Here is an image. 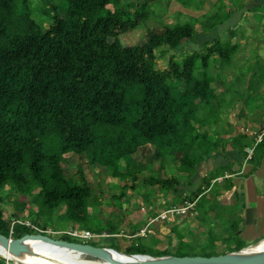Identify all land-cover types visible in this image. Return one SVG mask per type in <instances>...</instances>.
<instances>
[{
    "label": "trees",
    "instance_id": "trees-1",
    "mask_svg": "<svg viewBox=\"0 0 264 264\" xmlns=\"http://www.w3.org/2000/svg\"><path fill=\"white\" fill-rule=\"evenodd\" d=\"M176 1L196 11L203 5V0ZM39 2L34 7L32 0H0L1 235L17 239L34 234L40 215L47 219L48 214L62 209L60 217L72 229L112 234L90 216L94 194L81 165L78 181L69 168L64 170L66 154L85 158L89 166L103 168L113 178H130V186H122L117 200L128 187L134 189L138 176L143 175L145 188L157 187L165 194L173 191L176 202L188 192L184 201L195 202L200 221L214 213L210 205L217 203L219 193L211 181L219 176H203L201 165L225 156L228 146L240 160L246 159L247 149L252 150V161L264 153V127L258 142L243 130L235 134L205 130L208 120L216 121L214 111L232 104L227 92L236 90V84L244 90L258 86L251 80L221 82L213 75L219 67L231 64L242 42L234 40L230 29L225 31L226 37H219L216 28L224 24L219 20L220 9L201 21L202 32L191 23L164 25L162 32L150 31L143 45L123 46L121 35L154 16L149 0ZM36 10L42 16L39 19ZM59 10H64L63 17ZM227 16L226 21L230 13ZM199 35L211 38L195 46ZM188 43L194 47L186 48ZM184 49L190 52L181 59ZM157 58H166L164 68L157 67ZM216 80L228 84L219 94L211 87ZM235 92L243 97L240 90ZM144 146L151 147L149 156H136ZM150 164L159 166L156 177L148 173ZM180 178L186 183H180ZM210 195H214L212 201ZM146 196H142L143 202ZM5 202L12 203L15 211L11 222L3 217ZM25 212L29 225L24 223ZM175 233L174 226L169 245ZM205 239L215 250L217 240L211 231ZM228 248V253L244 249L238 245ZM122 253L150 255L133 244ZM169 255L165 249L157 250L155 256ZM0 264L12 262L0 256Z\"/></svg>",
    "mask_w": 264,
    "mask_h": 264
},
{
    "label": "rangeland",
    "instance_id": "rangeland-1",
    "mask_svg": "<svg viewBox=\"0 0 264 264\" xmlns=\"http://www.w3.org/2000/svg\"><path fill=\"white\" fill-rule=\"evenodd\" d=\"M154 1L155 0H149V11L153 10L152 13L154 16L149 15L146 20L139 22L137 28H135L128 34L121 35L119 38L123 46H128L130 44L138 46L143 45L146 42L150 31L162 32L164 25H183L185 23H191L194 25V28L197 32H201V21L211 16L215 9H220V13H218L220 21H223L225 23L226 18L228 17V13L223 10L225 4L228 3L227 1L214 4L209 11L197 14V16H195L193 13L198 11L194 9H187L186 7H183V4L181 2H178L176 0H171L168 5H166L167 0L162 3H154ZM205 1L206 0H203V4L205 3ZM32 2L34 7L40 6L39 0H32ZM234 6L239 8L238 4H234ZM108 8L110 10H113L114 6L109 5ZM128 10L131 12L133 11L130 7L128 8ZM180 10L182 12L177 13V11ZM183 11L187 13H183ZM59 15L63 17L64 10H59ZM40 17H42L40 16V11L36 10L35 18L39 19ZM255 20L258 21L257 18H255ZM245 23L246 17L242 19L240 24L233 31L235 35L234 40L238 41V43L241 42V40L242 42L238 48L236 55H234L233 59L231 60V64L219 67L218 72H214L213 75L216 79L221 80V82H224L225 80L229 81L230 79L236 81L235 83H237L239 80H245V82L251 80L252 84L256 85L258 83V86L252 88L251 90H244L242 86L240 87L238 86V84H236V90L241 91L243 95L242 98H239V96L235 92L236 90L234 89L227 92V100L232 102V104L228 107H223L224 109H218L217 111L213 112V116L216 117L215 122H213V120L207 121L210 122L209 124L211 126L207 125L205 127V130L209 128L208 130L213 131L212 134H217L218 132L224 131H229L231 132V134H235L236 132L243 130L249 136H256L254 132L256 131L257 134L260 132L257 131V128L260 126H264V22L260 26L254 28H248ZM226 28L227 25L224 24L216 29L218 32L219 29L221 31ZM225 33L226 32L221 31L219 33V37H226L227 35H225ZM204 35L206 34L204 33ZM204 35L197 36V43L195 46H199L202 42H204V40L211 38H207ZM192 47H194L193 44L188 43L186 45V48ZM189 52V50L184 49L182 54H180V58L182 59L186 57ZM165 64L166 58H157L156 65L158 68H164ZM261 77H263L262 82L259 81ZM219 80H216L215 83L211 84V87L215 90L216 94H219L221 90L224 89V86H228L227 83L223 86L219 82ZM261 129L262 128H260V130ZM249 132L253 133L248 134ZM228 138L229 137H224V141H228ZM215 141L218 142L217 138L215 139ZM230 147L231 146H228L226 149L230 151ZM151 151L152 149L150 146H144L139 149L138 155L136 156L148 157ZM64 157L66 158V163L68 165L64 164L63 168L64 170L69 168V172L75 181L79 180V176L77 174L78 165L82 166L85 178L94 194L92 205L88 209V212L91 217L93 216L95 218L93 219V221L95 223H98L101 229H103L104 231L109 230L112 232V234H110V237H108L107 232H103L102 237H94L87 240L76 239L70 236L58 234L59 232H64L72 229L71 224L66 223L60 217V214L63 213L64 209H62L59 213L53 212L48 214L47 219L41 218L40 215L37 218V226H32L34 234H45L56 240L62 239L84 244H94L95 247H113L119 252H124L125 248L123 247V245L116 244L117 241L120 240L122 242H131V244H133L134 246H141L142 251L150 255H157V246L154 245L156 240L154 239L153 235H150L148 233L144 237H136V239L134 240H130L127 237V234L130 232V230H137L140 226L139 222L143 219V217H146L145 212L141 210V208L143 207L142 196L147 195V200L144 202L145 205L147 203L153 207L154 204L158 201L156 188H145L142 184L144 176L139 175L138 180L135 183V188L132 189L128 187V189L125 191L124 196H122L120 200H117V196L122 191V186H124V184H128V186H130V178H113L109 171L103 168L91 167V165L89 166L87 164L85 158L79 159V157L73 154H66ZM157 168V165H148V173L156 177ZM170 173L172 172L170 171ZM224 173L225 172H223V168L219 167L218 169L210 170L209 174H207L206 176L209 178L219 176L214 181H211L212 184L214 183L213 188L216 192H218V190L222 189V186H224L220 182H217L219 181L218 179H222V177L225 175ZM181 177L186 178L183 174L181 175ZM182 178H180V183H186V180ZM195 179L196 178H194V180ZM196 181L197 179L195 180V182ZM215 182L217 183L215 184ZM225 183L226 182H224V184ZM158 192L161 193L162 191L158 190ZM184 193L185 194H183L177 202L174 201L172 204L170 203V205L179 206V203L183 202L184 200H188V197L190 195L188 194V192ZM161 194L167 195V193L165 194V192H162ZM112 195H115L116 197H111ZM172 196L173 194H171L170 197H167V199L172 198ZM20 199L24 200V198L22 197ZM218 202L219 201L210 205V207L213 206L212 208L214 213H217L219 215L218 221L220 222V224L217 226V229H215L216 224L214 225L213 229L212 224H200L197 220H195V218L187 217L182 224L176 225L178 233H175L171 238V245H169L170 239L164 240L162 241L160 249H166L167 253L170 254V256L176 257H204L219 254L214 250V248L210 247V242L205 239V230L213 229V233L215 232V235L213 237L225 238V235H233L235 224L238 225L239 219L234 216L233 209L226 208L223 206V204ZM32 208L35 211L37 210L36 205H33ZM3 211L4 219L11 222V215L15 212L12 203L5 202L3 205ZM134 212L141 215H139V219H137L138 221L140 220L139 222L135 220L136 215L134 216ZM147 212L148 214L150 213V210L148 208ZM230 215L232 216L231 219L228 218V216ZM29 218L30 217L28 213L25 212L24 223H31ZM43 228H45L46 230H42ZM185 237L187 238V240H184ZM235 237L236 236H234V239L236 240H227V242H231L233 244L232 247L238 245L245 248V246L248 245L246 244L247 241L245 240V238L237 237V239ZM181 238L185 243L181 242ZM255 243L257 242H254V244ZM230 249L231 248H226L220 253L227 254ZM78 257L82 259L84 258L80 255H78ZM11 262L12 264H15L13 261Z\"/></svg>",
    "mask_w": 264,
    "mask_h": 264
},
{
    "label": "crops",
    "instance_id": "crops-1",
    "mask_svg": "<svg viewBox=\"0 0 264 264\" xmlns=\"http://www.w3.org/2000/svg\"><path fill=\"white\" fill-rule=\"evenodd\" d=\"M224 1H227L228 3L225 4L223 10L227 13H230L231 16L229 20L224 23L227 25V28L221 30L222 32H225L229 29L234 31V29L237 28L244 17H246L245 25L248 28L260 26L264 22V0H206L205 3L201 6L200 10L193 14L197 16V14L209 11L214 4ZM234 4H238L239 8L234 6ZM255 18H257L258 21H256ZM263 127H258L257 131H260V128ZM252 133L253 132H249L248 134ZM261 133L263 134L264 130L261 131ZM254 134H256V142L260 141V132L257 134L255 131ZM225 156H227L228 159ZM225 156L220 155L214 159L209 160L208 162L205 161V163H203L200 167L203 176H207V174H209L210 170L212 169L215 170L219 167H226L225 169H223L225 175L222 177V179H218L219 181H217L224 185L222 186V189L218 190L219 196L217 197V201H219L218 203L223 204L224 207L233 209L234 216L239 219L238 225L235 224L237 231L236 233L234 231V234H231V236L225 235V238L215 237L217 240L215 251L218 253L228 247H232L233 244L231 242H223V240H228L232 236H236L235 238H245V240L247 241L246 244H248L247 246L244 245L245 248L251 247L254 242H258L260 239L264 238V153H262L261 155H257V160L253 161L250 159L251 155L248 154L245 160H240V158H237L230 151ZM158 170L159 166L156 170V173H158ZM197 176L201 178L202 174L198 172ZM200 181V179H197L195 183L199 184ZM217 182H215V184ZM224 182L226 183L224 184ZM155 188L157 190L158 201L154 204V206L152 207L147 203L145 205L144 202H142L143 207L141 208V210L145 212L146 217H143V219L141 221L139 220V222L137 219H139L138 217L140 214L134 212V216L136 215L135 220L139 222L140 226L137 230H134L135 232L130 230V232L127 234V237L130 240H134L136 239V237H143L139 236L138 232L141 229L145 228L150 219L155 218L162 211L174 207L170 205V203L172 204L175 199L174 192L168 191L167 195H164L158 192L159 189L157 187ZM171 194H173L172 198L167 199V197H170ZM213 198L214 195H210L211 201L213 200ZM185 203L189 202L183 201L179 203V206L184 205ZM147 208L150 210L149 214L147 212ZM187 217L195 218V220H197L200 224H212L213 229L215 224V229H217V226L220 224V222L218 221V217H215L214 213L207 214L201 221L198 220V213L195 209L194 202V205L191 207V209L187 210L186 213L179 216L170 217L166 220H157L148 227L149 230L146 234L149 233L150 235H153L156 242H158L155 244V246H157V250H162L160 249L162 241L170 239L169 237L171 234V229L174 226L176 227V225L182 224ZM228 218L231 219L232 216L230 215L228 216ZM213 229H206V236L208 231H211L214 236L215 232L213 233ZM184 240H187V238L185 237ZM116 244L123 245V247L127 249L128 247H130L131 242H122L119 240Z\"/></svg>",
    "mask_w": 264,
    "mask_h": 264
},
{
    "label": "water",
    "instance_id": "water-1",
    "mask_svg": "<svg viewBox=\"0 0 264 264\" xmlns=\"http://www.w3.org/2000/svg\"><path fill=\"white\" fill-rule=\"evenodd\" d=\"M26 241H40L55 247H64L78 253L89 262L102 261L107 264H264V251L245 252L240 249L236 252L210 257H176L170 255L153 257L146 254H124L111 248L95 247L90 244L70 242L62 239L56 240L45 234H26L20 238L12 239L0 233V247L9 254L18 252ZM108 251H113L130 259L120 260L111 256ZM1 257L5 259V257Z\"/></svg>",
    "mask_w": 264,
    "mask_h": 264
},
{
    "label": "bare ground",
    "instance_id": "bare-ground-1",
    "mask_svg": "<svg viewBox=\"0 0 264 264\" xmlns=\"http://www.w3.org/2000/svg\"><path fill=\"white\" fill-rule=\"evenodd\" d=\"M261 240V239H260ZM245 252H263L264 239L251 247L243 249ZM108 253L120 260L130 259L113 251ZM78 253L64 247H55L40 241H26L22 248L15 254H9L0 247V256L15 264H107L102 261L89 262L85 258L78 257Z\"/></svg>",
    "mask_w": 264,
    "mask_h": 264
},
{
    "label": "built area",
    "instance_id": "built-area-1",
    "mask_svg": "<svg viewBox=\"0 0 264 264\" xmlns=\"http://www.w3.org/2000/svg\"><path fill=\"white\" fill-rule=\"evenodd\" d=\"M248 155L252 154V150L251 149H247L246 150ZM194 205L193 203H185L184 205H180V206H174L171 207L169 209H166L164 211H162L158 216H156L153 219H150L147 223V225L145 226V228L141 229L138 232L139 236H145L147 231L149 230V226L156 222L157 220H166L169 219L170 217L173 216H179L182 215L184 213L187 212V210L191 209V207ZM26 225H29L28 223H25ZM58 234L64 235V236H70L76 239H83V240H87V239H91L94 237H101L102 235H97L93 232H90L88 230H74V229H70L68 231H64V232H59ZM109 236V235H107Z\"/></svg>",
    "mask_w": 264,
    "mask_h": 264
}]
</instances>
